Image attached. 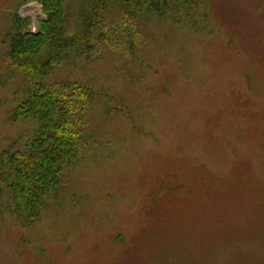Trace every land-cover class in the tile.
<instances>
[{"label": "rangeland", "instance_id": "374dc122", "mask_svg": "<svg viewBox=\"0 0 264 264\" xmlns=\"http://www.w3.org/2000/svg\"><path fill=\"white\" fill-rule=\"evenodd\" d=\"M169 15L129 21L121 48L69 53L31 79L87 94L37 223L3 193L0 264H264V0ZM45 20L37 2L0 0V154L26 151L39 125L10 120L30 83L8 62V36Z\"/></svg>", "mask_w": 264, "mask_h": 264}, {"label": "trees", "instance_id": "16d2710c", "mask_svg": "<svg viewBox=\"0 0 264 264\" xmlns=\"http://www.w3.org/2000/svg\"><path fill=\"white\" fill-rule=\"evenodd\" d=\"M29 2L42 6L46 20L38 34L16 31L8 36V62L26 73L30 83L22 104L11 111L10 120L32 118L39 125L26 151L10 149L0 154V186H4L0 199L5 192L8 207L20 216L24 226L37 223L45 203L58 190V174L73 156L76 144L69 116L87 94L80 85H42L31 83V79L40 80L69 53L87 61L97 56L99 43L121 48L124 41L118 33L121 31L129 42L133 22L137 26L150 17L169 14L181 18L200 4V0H77L73 11V0H24ZM129 21H133L130 29Z\"/></svg>", "mask_w": 264, "mask_h": 264}]
</instances>
